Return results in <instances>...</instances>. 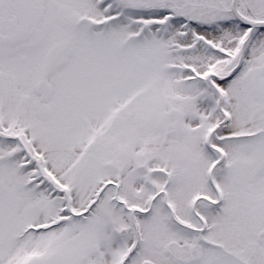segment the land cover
I'll list each match as a JSON object with an SVG mask.
<instances>
[{
	"label": "snow or ice",
	"instance_id": "6c2138e0",
	"mask_svg": "<svg viewBox=\"0 0 264 264\" xmlns=\"http://www.w3.org/2000/svg\"><path fill=\"white\" fill-rule=\"evenodd\" d=\"M0 264H264V0H0Z\"/></svg>",
	"mask_w": 264,
	"mask_h": 264
}]
</instances>
